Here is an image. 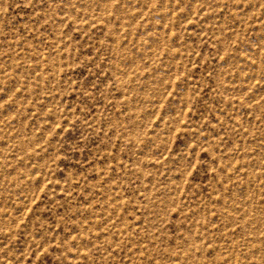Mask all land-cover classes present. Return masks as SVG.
<instances>
[{"label":"rangeland","instance_id":"rangeland-1","mask_svg":"<svg viewBox=\"0 0 264 264\" xmlns=\"http://www.w3.org/2000/svg\"><path fill=\"white\" fill-rule=\"evenodd\" d=\"M0 264H264V0H0Z\"/></svg>","mask_w":264,"mask_h":264}]
</instances>
